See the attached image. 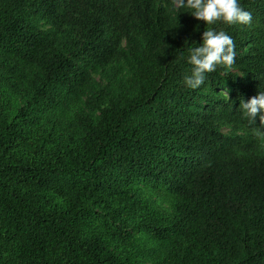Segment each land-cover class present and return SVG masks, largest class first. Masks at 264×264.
Listing matches in <instances>:
<instances>
[{
    "label": "trees",
    "instance_id": "1",
    "mask_svg": "<svg viewBox=\"0 0 264 264\" xmlns=\"http://www.w3.org/2000/svg\"><path fill=\"white\" fill-rule=\"evenodd\" d=\"M238 2L0 0V264H264V0ZM209 29L235 63L191 89Z\"/></svg>",
    "mask_w": 264,
    "mask_h": 264
},
{
    "label": "clouds",
    "instance_id": "2",
    "mask_svg": "<svg viewBox=\"0 0 264 264\" xmlns=\"http://www.w3.org/2000/svg\"><path fill=\"white\" fill-rule=\"evenodd\" d=\"M173 3L178 8L193 10L191 14L208 25L218 21L250 25L252 21L251 13L244 10L238 0H173ZM202 41L200 46L189 50L188 63L193 67L191 75L185 77V83L191 89L203 85L206 73L216 71L217 66L230 69L235 63V43L224 31H204ZM241 108L250 124H255L257 114L262 113L259 116L260 129H264V92L252 97L247 103L242 101ZM260 129L255 130L256 134L264 136V131Z\"/></svg>",
    "mask_w": 264,
    "mask_h": 264
}]
</instances>
